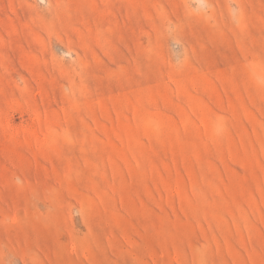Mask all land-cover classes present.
<instances>
[{
    "label": "rangeland",
    "instance_id": "374dc122",
    "mask_svg": "<svg viewBox=\"0 0 264 264\" xmlns=\"http://www.w3.org/2000/svg\"><path fill=\"white\" fill-rule=\"evenodd\" d=\"M0 264H264V0H0Z\"/></svg>",
    "mask_w": 264,
    "mask_h": 264
}]
</instances>
